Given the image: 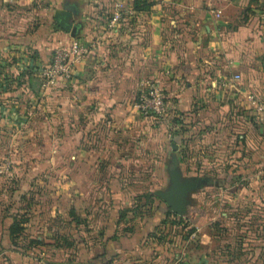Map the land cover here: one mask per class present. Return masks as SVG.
Wrapping results in <instances>:
<instances>
[{"label": "crops", "instance_id": "obj_1", "mask_svg": "<svg viewBox=\"0 0 264 264\" xmlns=\"http://www.w3.org/2000/svg\"><path fill=\"white\" fill-rule=\"evenodd\" d=\"M152 1L143 12L122 0L116 23L95 25L86 15L89 0H0V150L24 132L25 176L34 185L53 183L48 205L32 204L40 219L30 226L28 218L17 237L38 245L13 247L2 219L17 213H0V264L256 259L244 253L242 246L251 245L242 243L251 240L245 235L227 243L211 235L221 234L223 221L264 233V0ZM91 2L100 21L119 0ZM64 9L68 31L54 18ZM72 40L87 51L71 65V76L45 81L40 71L53 50ZM151 78L167 104L162 117L135 107ZM56 86L74 91L59 108L51 104ZM32 133L41 137L37 163L27 161L39 155L32 154ZM39 166L55 180L37 177ZM169 170L196 183L177 214L179 225L163 221L168 207L154 193L167 189ZM83 181L87 189L72 192L85 205L54 202L64 185Z\"/></svg>", "mask_w": 264, "mask_h": 264}, {"label": "rangeland", "instance_id": "obj_2", "mask_svg": "<svg viewBox=\"0 0 264 264\" xmlns=\"http://www.w3.org/2000/svg\"><path fill=\"white\" fill-rule=\"evenodd\" d=\"M122 0H119V3H114L113 6L115 4H119L120 5V9L124 8V5H121ZM125 1V0H124ZM114 9V7H113ZM113 11V10H112ZM109 13V11H108ZM106 14V12L104 13ZM69 23L70 19H68ZM52 56V55H51ZM51 58V57H50ZM62 80V79H61ZM54 85V82H53ZM143 88V87H142ZM137 102V101H136ZM54 105V103H51ZM49 105V104H48ZM51 107V106H49ZM137 109V108H136ZM3 120H0V142L3 140V137L5 136V132L4 129L2 127V122ZM25 133L22 132L19 134V136L17 137V140H11L8 141L9 145H5V147H2L3 149L0 150V213L4 210V211H13V213H17V215L21 216L25 221L23 223L26 222V224L28 223V218H29V225L33 226L34 225V221H37L40 219L39 217V213L35 214V209L33 208L32 204L35 202V205L40 207V208H44L48 205L47 203V199L45 200V197H47L48 192L52 189H50L49 187H52L53 183H44L40 184L37 183L35 185L40 186L41 189V194L35 193L33 194V198L31 200H28L26 197L29 195L26 193H23V191L26 189H29L28 187H31L34 185L33 181H31V179H29L28 177L25 176V172L27 170H25V162L22 161V158L25 156V152L26 149L28 148L26 146V141L24 139L25 137ZM32 135H34L35 137L32 139L33 141V149H32V154H35L37 152H35L36 150H39V147L41 146V137H40V133H32ZM49 135V134H46ZM43 140V138H42ZM7 142V141H6ZM4 142V143H6ZM49 143H50V139H49ZM67 152V151H65ZM27 153V152H26ZM39 154V153H37ZM28 155V153H27ZM41 154L37 155V157H28L27 161L31 162L36 158L35 163L39 162V160L41 159ZM7 161L9 163V167L5 168V165H3V163ZM26 161V166L28 165ZM33 167V166H32ZM43 166H39V172L41 171V173L36 172L37 177L43 178L44 181H48L50 182L51 179H54V175L51 176L52 170L44 167ZM86 168V167H85ZM57 169V168H56ZM62 172H69L72 171V168L70 166H63V168H61ZM24 175V176H23ZM43 175H45V178L43 177ZM20 176H23L21 178H19ZM56 178V177H55ZM61 179V177H60ZM65 179V178H64ZM55 180V179H54ZM34 185V186H35ZM47 185V186H46ZM76 185V186H75ZM87 185L86 181L80 182V183H76V184H68V185H64L63 191L61 193V195H59L58 198H54V202H56V204L60 207H68L71 205V203L76 206V207H82L83 205H85V203L87 202L85 199H81L78 196V192L76 191V193L72 192L73 188H75V190L79 189L81 191L82 187L84 188V191L87 189L85 188V186ZM33 186V187H34ZM16 191V193H15ZM74 193V194H72ZM76 197H73V196ZM44 196V199L43 197ZM82 197V196H81ZM28 200V201H27ZM48 200L49 202H51V198L48 196ZM29 209V211H20V210H27ZM40 210V209H39ZM23 212V213H21ZM176 214V213H175ZM35 216H37L36 218H34ZM219 217V216H218ZM217 217V218H218ZM223 227L222 230H220L219 232H221V234L219 233V235L216 236V234L211 235V238L215 239V242L218 240L219 243H227L229 238L232 237L237 239V235L244 236L247 239H251L250 241H242V243H247L251 245H246V246H242L244 253L247 255V257L250 255V253H254V255H250V258L252 257H256V259L254 261H249L248 264H264V233H262V230H250L249 233L246 232L244 230V228L241 227H237L235 224H233V222L229 223V222H225L223 221ZM29 228V227H27ZM241 228V229H240ZM240 230V231H239ZM244 231V232H243ZM226 241V242H224ZM258 244L257 247L255 249H253V244ZM250 248V249H249Z\"/></svg>", "mask_w": 264, "mask_h": 264}, {"label": "built area", "instance_id": "obj_3", "mask_svg": "<svg viewBox=\"0 0 264 264\" xmlns=\"http://www.w3.org/2000/svg\"><path fill=\"white\" fill-rule=\"evenodd\" d=\"M120 15V5L115 4L108 23H116ZM214 15L217 16L218 11L214 12ZM86 51L85 46L72 40L66 49L56 48L53 50L49 64L41 69L40 74L45 81L50 83L54 82L56 78L67 80L71 76V65ZM236 77L237 75L233 76V78ZM135 107L143 115L153 114L162 117L166 113L167 105L160 87L156 86L152 80H146L138 95ZM3 165L5 168L9 167L7 161Z\"/></svg>", "mask_w": 264, "mask_h": 264}, {"label": "trees", "instance_id": "obj_4", "mask_svg": "<svg viewBox=\"0 0 264 264\" xmlns=\"http://www.w3.org/2000/svg\"><path fill=\"white\" fill-rule=\"evenodd\" d=\"M88 4H89V7L90 8H89V11L87 12L86 15H87L88 20L91 23L97 25L98 22L104 23V22L107 21V19H109L110 15H111V13H110L111 10L110 9H108L109 13L107 11L106 14L102 15L103 17L101 18V20L98 21L95 18V10H96L94 8L95 6L92 5L91 0H89ZM152 4H153V1L152 0H132V9L135 10V11H143V12L149 11V9H150V7H151ZM58 79L59 78H56L54 80V85L57 83ZM151 79H152V81L154 82V84L156 86L160 87V85L158 84V82L154 78H151ZM64 87H58V86H56V89H55L56 92H55V96L53 98L54 99V106H58V108L61 106L60 99L67 98L70 94H72L74 92L69 87H66V86H64ZM161 91H162V89H161ZM166 112H167V107H166ZM153 116H156V115H153ZM157 117H159V116H157ZM177 120H178L177 117H175V116L174 117H171V118H169V123H171V125L172 124L175 125L177 123ZM0 125H1V123H0ZM33 186L29 187V189H27V192L29 194H34V192L35 193H38V194H41L40 186H38V185H35L34 187ZM124 214L125 213H123V214L120 213L119 217L120 216H123ZM24 221L25 220L21 216H19V215H4V217L2 219L3 226H4L3 227L4 228V231L6 232L7 237L9 239L11 245L13 247H16L17 250L18 249L25 250V249L30 248L31 246L38 245V242H31L30 244L29 243L26 244V242L23 241V240H17V237L20 235L21 230H22V225L21 224ZM163 221L164 222H167L168 221V222H172L174 224H178L179 225V224L183 223L184 220H183L182 217H180L177 214L173 213L170 210V208L168 207L167 212L165 214V217H164ZM183 226L184 225H182V227ZM192 230L190 229V231H192Z\"/></svg>", "mask_w": 264, "mask_h": 264}, {"label": "water", "instance_id": "obj_5", "mask_svg": "<svg viewBox=\"0 0 264 264\" xmlns=\"http://www.w3.org/2000/svg\"><path fill=\"white\" fill-rule=\"evenodd\" d=\"M57 26L63 31L70 29V23L68 21L69 14L65 11L57 12L54 14ZM169 185L165 190L155 191L157 195L173 213L182 214L185 211L184 203L185 196L191 190L195 188L196 183L194 181L183 180L180 178V173L175 170H169Z\"/></svg>", "mask_w": 264, "mask_h": 264}]
</instances>
